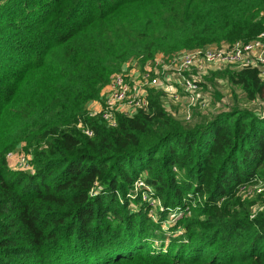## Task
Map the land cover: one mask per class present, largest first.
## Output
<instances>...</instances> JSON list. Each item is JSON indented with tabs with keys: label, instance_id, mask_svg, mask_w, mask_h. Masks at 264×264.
<instances>
[{
	"label": "trees",
	"instance_id": "trees-1",
	"mask_svg": "<svg viewBox=\"0 0 264 264\" xmlns=\"http://www.w3.org/2000/svg\"><path fill=\"white\" fill-rule=\"evenodd\" d=\"M262 10L264 0H0V264H264V211L240 194L264 181L256 70L220 74L247 105L195 124L156 92L116 128L88 113L126 63L251 42ZM19 147L30 171L8 164ZM140 179L165 208L157 221L133 195Z\"/></svg>",
	"mask_w": 264,
	"mask_h": 264
},
{
	"label": "built area",
	"instance_id": "built-area-1",
	"mask_svg": "<svg viewBox=\"0 0 264 264\" xmlns=\"http://www.w3.org/2000/svg\"><path fill=\"white\" fill-rule=\"evenodd\" d=\"M259 18L264 20V10ZM244 70H256L264 82V33L248 43L209 45L182 50L172 56L159 54L144 66L132 60L124 65L122 72L111 77L110 83L102 90L100 99L88 105V113L91 117L99 118L108 127L116 128L119 116L133 118L139 112H147L150 94L156 92L161 94L164 107L173 117L187 125L195 124L200 121L196 116L198 112L206 118L220 113H208L212 90L210 79L226 71ZM260 101H254L253 105H258ZM257 110L263 117L264 112L258 108ZM79 128L86 136L93 137L90 127L80 122ZM7 160L16 162L17 171L32 169L31 154L19 156L10 152ZM240 194L244 198L255 195L263 198L264 181L254 180L243 186ZM133 195H140L143 201L150 203V212H154L150 216L157 221L159 212H163L165 208L159 199L152 196L151 188L142 179L136 182ZM184 212L181 208L170 211L165 229L175 224ZM178 234H182V231Z\"/></svg>",
	"mask_w": 264,
	"mask_h": 264
},
{
	"label": "rangeland",
	"instance_id": "rangeland-1",
	"mask_svg": "<svg viewBox=\"0 0 264 264\" xmlns=\"http://www.w3.org/2000/svg\"><path fill=\"white\" fill-rule=\"evenodd\" d=\"M209 85L211 86L212 90L210 91L211 106L208 113L213 114L216 112L218 113L221 111H228L234 106L244 107L247 105V100L244 96L242 89L231 85V83L224 76L221 77L220 75H218V77H212L210 79ZM253 106L258 109H261V111L264 112V101L261 100L258 105ZM196 116L200 118L199 120L203 119L202 114L200 112H198ZM12 152H15L19 156L25 154L21 147L16 150H13ZM8 164L12 170L17 169L15 161L8 162ZM249 199L259 201L258 204L255 206L257 212L264 211V196L263 198L261 197V199H259L258 195H255L254 197ZM150 214L154 215V212H150Z\"/></svg>",
	"mask_w": 264,
	"mask_h": 264
}]
</instances>
